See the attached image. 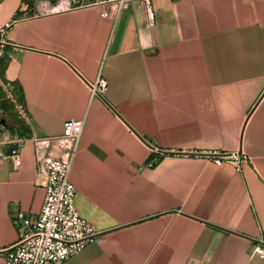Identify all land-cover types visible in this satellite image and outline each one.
Returning a JSON list of instances; mask_svg holds the SVG:
<instances>
[{"label": "crops", "instance_id": "1", "mask_svg": "<svg viewBox=\"0 0 264 264\" xmlns=\"http://www.w3.org/2000/svg\"><path fill=\"white\" fill-rule=\"evenodd\" d=\"M77 1L37 15L0 3V75L29 116L5 96L0 130L59 135L85 119L70 178L96 234L63 264H264V0H149L151 17L142 0L117 17ZM14 146L0 147V264L26 230L16 214L36 217L46 197L33 143L20 166ZM206 151L251 161L239 172Z\"/></svg>", "mask_w": 264, "mask_h": 264}, {"label": "built area", "instance_id": "2", "mask_svg": "<svg viewBox=\"0 0 264 264\" xmlns=\"http://www.w3.org/2000/svg\"><path fill=\"white\" fill-rule=\"evenodd\" d=\"M133 0H100L102 5L114 7V17L127 9ZM147 5L148 16L152 15L149 0H142ZM3 0H0V3ZM77 0H24L23 7L37 14H50L77 8ZM10 24L0 32L5 36ZM5 39L0 37V54ZM0 86L6 98L15 107L19 118L29 121L25 105L19 102L10 88L0 77ZM108 83L99 78L91 85L92 95H103ZM85 119H69L64 124V131L59 135L37 136L29 138H12L8 132L0 130V147L4 144L15 145L10 156L17 166L22 164V152L28 141L34 145L36 161L40 173L46 175V197L41 212L32 217L24 211H19L14 222L19 227H25L21 240L7 252L3 264H63L67 259L83 251L93 240L96 230L89 221L81 215L76 206L77 188L71 181V170L78 154ZM60 149L55 154L54 149ZM157 153H161L156 149ZM200 156L214 161L218 166L231 163L241 172L251 161L248 154L242 151H206ZM155 161L149 163L154 166ZM255 254L264 258V245L258 244Z\"/></svg>", "mask_w": 264, "mask_h": 264}, {"label": "trees", "instance_id": "3", "mask_svg": "<svg viewBox=\"0 0 264 264\" xmlns=\"http://www.w3.org/2000/svg\"><path fill=\"white\" fill-rule=\"evenodd\" d=\"M0 77L2 78V75H0ZM2 80H3V81L7 84V86L10 88V90H11V92L13 93L14 97H15L19 102L23 103L18 87L15 86V85H14L13 83H11V82H7V81H5L3 78H2ZM0 94H1V96H0V100H1V102H2L3 100H6V99H5L6 94H5V92H4V90H3V88H2L1 86H0ZM12 105L14 106L13 103H12Z\"/></svg>", "mask_w": 264, "mask_h": 264}, {"label": "water", "instance_id": "4", "mask_svg": "<svg viewBox=\"0 0 264 264\" xmlns=\"http://www.w3.org/2000/svg\"><path fill=\"white\" fill-rule=\"evenodd\" d=\"M2 123H5V120H3Z\"/></svg>", "mask_w": 264, "mask_h": 264}, {"label": "rangeland", "instance_id": "5", "mask_svg": "<svg viewBox=\"0 0 264 264\" xmlns=\"http://www.w3.org/2000/svg\"><path fill=\"white\" fill-rule=\"evenodd\" d=\"M18 116V115H17Z\"/></svg>", "mask_w": 264, "mask_h": 264}]
</instances>
